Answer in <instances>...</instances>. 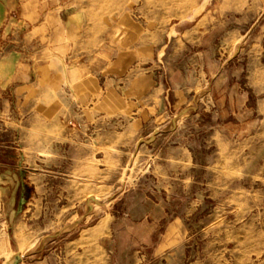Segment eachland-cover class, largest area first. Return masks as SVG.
Returning <instances> with one entry per match:
<instances>
[{"label": "rangeland", "instance_id": "374dc122", "mask_svg": "<svg viewBox=\"0 0 264 264\" xmlns=\"http://www.w3.org/2000/svg\"><path fill=\"white\" fill-rule=\"evenodd\" d=\"M74 2L106 26L154 28L161 66L191 97L156 138L152 127L136 134L131 114L75 108L66 124L89 158L57 141L58 126L36 130L49 150L26 164L43 184L18 214L29 260L69 264L65 244L78 236L79 264H264V0ZM13 117L0 128L19 139ZM104 220L110 235L97 243L88 233Z\"/></svg>", "mask_w": 264, "mask_h": 264}, {"label": "crops", "instance_id": "0c3cea01", "mask_svg": "<svg viewBox=\"0 0 264 264\" xmlns=\"http://www.w3.org/2000/svg\"><path fill=\"white\" fill-rule=\"evenodd\" d=\"M128 25L106 26L74 0H0V121L11 114L12 125L26 132L18 139L0 128V264H53L49 255L29 260L36 251L27 247L28 223L18 217L28 210V189L43 188L26 166L49 150L37 129L58 126L57 141L68 143L76 158H89L77 129L66 124L75 108L110 117L131 114L136 134L152 127L153 138L167 123L176 126L186 110L191 86L175 77V68L161 66L155 29ZM103 145L111 150V138ZM185 153L178 163L189 160ZM36 201L31 196L27 204ZM107 222L88 233L96 234L97 243L110 235ZM79 238L65 244L69 264H79Z\"/></svg>", "mask_w": 264, "mask_h": 264}, {"label": "water", "instance_id": "95a60500", "mask_svg": "<svg viewBox=\"0 0 264 264\" xmlns=\"http://www.w3.org/2000/svg\"><path fill=\"white\" fill-rule=\"evenodd\" d=\"M19 257H21V255H19Z\"/></svg>", "mask_w": 264, "mask_h": 264}]
</instances>
